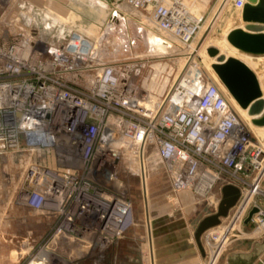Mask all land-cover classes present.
I'll return each instance as SVG.
<instances>
[{
  "label": "built area",
  "instance_id": "2783aa9c",
  "mask_svg": "<svg viewBox=\"0 0 264 264\" xmlns=\"http://www.w3.org/2000/svg\"><path fill=\"white\" fill-rule=\"evenodd\" d=\"M120 1L142 20L125 24L116 9L90 34L29 0H0V163L23 161L1 217L17 264L100 262L135 226L136 184L150 210L155 171L167 215L180 193L212 208L206 216L223 186L238 189L227 215L202 233L204 264L237 240L264 238V135L212 73L201 40L245 0L110 6ZM146 28L157 36L143 37ZM72 248L83 253L70 256ZM148 257L145 246L138 264Z\"/></svg>",
  "mask_w": 264,
  "mask_h": 264
},
{
  "label": "rangeland",
  "instance_id": "374dc122",
  "mask_svg": "<svg viewBox=\"0 0 264 264\" xmlns=\"http://www.w3.org/2000/svg\"><path fill=\"white\" fill-rule=\"evenodd\" d=\"M215 1L217 0H212V3L214 4ZM114 6L115 7L109 6L105 9L106 15H111L113 13V10L116 9L118 11L120 10V12H124V11L131 12L134 15V23L131 25L136 24V22L138 24V20H136L137 17H140V14L138 12L128 8L121 1L115 3ZM99 9H100L99 7H97L94 3L90 1L81 0L79 1V4H76L75 7L72 8L73 11L77 13H81V15H73V17L70 18V21L72 23L79 18L81 19L83 13L90 14L91 16H87L88 18H92V17L95 18L100 13ZM72 14H74V12ZM236 16H237V12L234 8L231 7L227 8L219 16L218 21L215 23V27L213 31L210 33V35L203 36L201 40L205 39L207 44L212 45V43L221 39L226 34V32L231 27L234 26ZM82 21L84 23L87 22L85 18L82 19ZM87 23L89 25L90 22ZM125 24H130V23L125 22ZM157 34L161 35L160 32ZM262 58H264V55L262 56ZM22 162L23 161L22 160L20 161L19 157L16 158L13 157L12 159L9 158L6 161L0 163V264H17V260H18V253L16 246L5 240L6 228L5 226H3V222L5 220H3L4 218L1 216L6 215V213L4 212L7 206L5 194L8 191V188L9 187L11 188V183H9L8 181L17 178L22 168ZM159 169H161L160 166ZM136 186L133 187L132 195L134 197L133 198L134 216H135V224L137 226L133 227L134 229L131 227L129 230L126 231V234H128V236L132 238L130 240H126L125 246L123 245L124 250H126V252L133 257L132 262L127 264H137L134 262V260L135 259L140 260L142 256V250L145 248V246L146 247L148 246L149 237H148L147 227L151 228V233L157 235L158 234L161 235V233H163L164 231L171 232L170 236H172L173 238L165 239L164 241L173 242L176 239H180L183 234L185 235L187 233L188 234L190 233L193 242L195 229L199 222V219L203 215L209 213L212 210V208L198 204H189L187 200L186 201L183 200V202H181V206L173 210L172 215H167L166 212L168 208H171L172 206L166 204L163 195L164 181L162 179V176L160 174H157L155 171L149 180V189L147 192L148 203H149L148 208H150V210H148L147 214H144L143 213L144 200L139 191V188H137ZM11 210L12 213H14V215H16L21 211L19 208L16 207H12ZM165 219H168V221H166ZM16 229L17 228H15V230ZM134 235H136V237H134ZM200 240L203 245L202 235ZM183 243H186V241L184 240ZM253 243L254 242L248 239H241L233 242L226 249V251L224 252V254L221 256V258L216 264H225L227 254L239 252V251H246V252L249 251ZM119 246L120 245L118 244L116 249ZM259 258L264 259V250L259 254V257L254 261L253 264H260ZM111 260L112 261L114 260V264H120V260L118 258L112 259L110 254L109 256L108 254L105 255L104 257L102 256L100 263L103 262V264H111ZM147 263L150 264V261L147 260ZM201 264H204V258L202 259Z\"/></svg>",
  "mask_w": 264,
  "mask_h": 264
},
{
  "label": "water",
  "instance_id": "95a60500",
  "mask_svg": "<svg viewBox=\"0 0 264 264\" xmlns=\"http://www.w3.org/2000/svg\"><path fill=\"white\" fill-rule=\"evenodd\" d=\"M239 14L240 23L225 34L227 42L241 52L264 55V0H245ZM206 52L212 59L210 67L236 105L247 112L252 124L264 125V77L261 86L257 74L244 61L225 55L215 45H209ZM238 195L239 191L235 186H223L216 211L199 220L194 237L203 255L204 248L200 240L202 233L227 215ZM254 211L255 208L249 212L245 222ZM263 250L264 238L255 242L249 252L229 255L226 264H252Z\"/></svg>",
  "mask_w": 264,
  "mask_h": 264
},
{
  "label": "crops",
  "instance_id": "0c3cea01",
  "mask_svg": "<svg viewBox=\"0 0 264 264\" xmlns=\"http://www.w3.org/2000/svg\"><path fill=\"white\" fill-rule=\"evenodd\" d=\"M29 1L31 3H33L35 6L45 9L53 17H56V18H60L61 16L65 17L67 24H69V25H71V26H73V27H75V28H77L83 32L92 34L95 31H97V29L101 25V22L103 21L105 15H106L105 9L110 6L111 0H83V1H90V2L94 3L97 7L100 8L99 9L100 13L95 18L94 17L88 18L87 16H91V15L87 14V13H83V16H81V19L79 18L75 22H72V23L70 21V18L73 17V15H81V13H77V12L72 10V8H74L76 4H79V1H81V0H29ZM73 12H74V14H72ZM236 12H237V16L235 17L234 26L238 25V22L240 20V14L238 13L237 10H236ZM84 18L87 22H90L89 25L87 22L84 23L82 21V19H84ZM179 198H180L181 202H183V200L184 201L187 200V202L189 204H193L192 197H190L189 194L186 192L180 193ZM163 213H165V212H163ZM204 216L205 215H203L201 218H203ZM165 220L168 221V219H165ZM136 226L137 225L135 224V226H133V227H136ZM147 229H148V237H149L148 248L150 249V254H151L150 255V257H151L150 264H201L202 259H203V254L199 250L197 242L194 239L195 237L193 238V242H192V236L190 235V233L189 234L187 233L185 235L183 234L180 239H176L173 242H168V241H164V240L169 239V238H173L172 236H170L171 232L164 231L163 233H161V235H159V234L157 235V234L151 233V228L147 227ZM134 237H136V235H134ZM131 238L132 237H129L128 234L125 233V236L122 239H120L119 241H117L116 243H114L113 245H111L107 249V251L104 253L103 257L107 254L109 256V254H110L112 259L118 258L120 260V264H127V263L132 262L133 257L130 256L126 252V250H124V248H123L126 244V240H130ZM134 240H135V238H134ZM184 240L186 241V243H183ZM262 240H260V241H262ZM260 241H257V242H260ZM254 243H253V245H254ZM118 244L120 246L116 249ZM253 245H252V247H253ZM252 247H251V249H252ZM249 251H247V252H249ZM234 253H246V251H239V252H234ZM234 253H230V254L226 255L225 264L227 263V257L229 255L234 254ZM138 260L139 259H135L134 262L138 264L140 262V260L139 261ZM79 264H103V262L100 263V262H93V261H89V260H84V261L79 262ZM111 264H114V260L113 261L111 260Z\"/></svg>",
  "mask_w": 264,
  "mask_h": 264
},
{
  "label": "bare ground",
  "instance_id": "6f19581e",
  "mask_svg": "<svg viewBox=\"0 0 264 264\" xmlns=\"http://www.w3.org/2000/svg\"><path fill=\"white\" fill-rule=\"evenodd\" d=\"M121 14L127 20L126 22L130 23L129 25H131L133 23L134 15L131 12L124 11ZM136 20L140 21V20H142V18L141 17H137ZM239 23H240V20H239L238 24ZM125 27L127 28V25H125ZM140 28L138 27L137 30L139 31ZM144 31H145V29H144ZM147 32H148V29H147ZM154 36H157L156 35V31H152V32L150 31V32H148V34H146V35L144 34L143 37H145V38H153ZM212 45L217 46L219 48V50L222 53H224L225 55L234 56V57L239 58L242 61H244L257 74V77H258V79H259V81L261 83V86H262V80H263V77H264V58H262L263 55L256 56V55L244 53V52H241V51L235 49L234 47H232L227 42V40L225 38V35L221 39H219L218 41H215L214 43H212ZM172 46H173V48H176V47L178 48V45L176 46L175 43H172ZM203 56H204V59H205L206 63L210 64L212 59L207 54L206 55L203 54ZM209 67H210V65H209ZM210 69H211L212 73L215 75V73L213 72L211 67H210ZM239 111H240L241 115L243 116V118L245 120H247V118H248L247 112L245 110H242L241 108H239ZM250 125H251V127L254 130L257 131V133H259L261 135L264 134V125L257 126V125L252 124L251 121H250ZM68 253H69L70 256H75V255H78V254L80 255L81 253H83V250L81 251V250H79L77 248L76 249L72 248V249H70V251H68ZM148 260L150 261L151 257H148ZM210 264H213V262H211Z\"/></svg>",
  "mask_w": 264,
  "mask_h": 264
}]
</instances>
